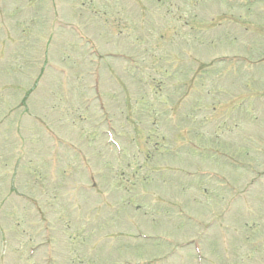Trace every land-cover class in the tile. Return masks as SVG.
<instances>
[{
  "label": "rangeland",
  "instance_id": "1",
  "mask_svg": "<svg viewBox=\"0 0 264 264\" xmlns=\"http://www.w3.org/2000/svg\"><path fill=\"white\" fill-rule=\"evenodd\" d=\"M0 264H264V0H0Z\"/></svg>",
  "mask_w": 264,
  "mask_h": 264
}]
</instances>
